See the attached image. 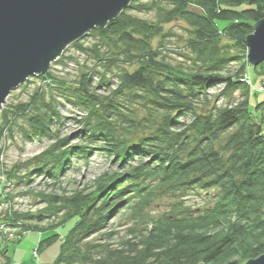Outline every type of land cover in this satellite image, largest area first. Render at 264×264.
Masks as SVG:
<instances>
[{"label":"trees","instance_id":"trees-1","mask_svg":"<svg viewBox=\"0 0 264 264\" xmlns=\"http://www.w3.org/2000/svg\"><path fill=\"white\" fill-rule=\"evenodd\" d=\"M263 19L264 0H133L104 28L70 44L47 75L35 77L39 85L27 101L0 111V191L22 185L19 194L44 205L13 210L7 194L1 226L21 235L73 221L65 237L55 232L39 242L38 252L61 241L51 264H244L263 255L264 102L250 105L240 82L249 68L246 38ZM171 24L184 33L181 55L193 56L187 67L164 58L174 50L166 47L172 32L164 31ZM70 62L72 80L55 68ZM220 84V96L240 89L242 100L211 103L209 90ZM62 103L72 116L61 115ZM67 121L78 127L75 135H63ZM15 133L49 144L7 168L2 145ZM94 153L110 169L90 188L68 193L63 178L74 160L86 166ZM37 177L51 190H30ZM198 190L211 193L194 208L186 199ZM161 202L166 211L152 216ZM121 209L138 230L129 229L115 248L94 240L117 235L104 231Z\"/></svg>","mask_w":264,"mask_h":264},{"label":"rangeland","instance_id":"rangeland-1","mask_svg":"<svg viewBox=\"0 0 264 264\" xmlns=\"http://www.w3.org/2000/svg\"><path fill=\"white\" fill-rule=\"evenodd\" d=\"M142 18L152 19L151 15L147 14H137ZM165 32H172L171 38L167 40L169 42L166 47L174 50H169L164 54V58L173 64H183V66L187 67L191 64L193 56L187 54V56H183L186 50H182V42L181 38L184 37V33L182 29L178 27V24H171L164 28ZM254 32V31H253ZM178 42V43H177ZM225 44V41H222L220 44V48H222ZM157 45V44H155ZM66 52H71L72 48L67 47ZM64 50V51H65ZM248 52V51H247ZM190 60V61H189ZM247 61V55H246ZM193 62V61H192ZM264 63V62H263ZM193 65V63H192ZM248 70L246 73V78H248L249 83H245L244 85L250 90V105L252 106L256 104H260L264 102V73L261 76V71L264 72V67L262 65H258L256 67L251 66L248 61ZM51 67V66H50ZM238 65L235 63L229 67L232 71L236 70ZM57 70H60L59 74L65 76L66 79H73L76 76L77 70L74 63H68V66L64 68L55 67ZM249 72V73H248ZM262 79L259 81V78ZM28 82L26 86L25 83ZM39 85L38 80L31 78L25 81L21 86L17 89L13 90L9 97L7 98L5 104L2 109L6 108L9 103H19L27 101L29 95L35 90V88ZM24 86V87H23ZM223 85H217L212 87L209 92L210 95L214 96L211 100V103L223 104L226 102L236 104L237 102L242 100L241 90L238 89L231 94V97L228 99L224 96H220V91L222 90ZM257 88L259 90L258 93H254V89ZM228 104V105H232ZM1 109V110H2ZM60 113L62 116H72V109L70 106L62 105L59 107ZM138 116H144L142 111L136 110ZM264 114V110H263ZM77 126L73 124L72 121H67L66 124L62 128L63 135H75L77 132ZM74 143H78V140H75ZM49 142L47 140L41 139H32L27 140L21 138L19 134H14L10 140L5 141V144L2 145L4 148V164L7 168H11L14 164L27 162L32 157L41 153L47 146ZM1 147V146H0ZM86 166L83 165L82 160H74V166L70 169L66 176L63 178L62 187L66 189L68 193H71L73 190H79L84 188H90L93 182L105 171L109 170V164L105 157L99 153H94L90 157L89 160H86ZM23 172V171H22ZM43 179L41 177L33 178V182L30 183L29 189L33 192H48L51 190L46 183H43ZM49 182V180H47ZM3 179L0 178V185L4 184ZM22 185L19 188L9 187L0 191V212L6 209L8 205L5 204L4 198L8 195L12 197V209L20 212L31 211L32 213L36 210H40L44 207L43 203H40V200L31 193L29 196H24L23 194H19L22 190H25ZM1 190V188H0ZM21 190V191H20ZM59 192V191H57ZM211 192L205 191H195L191 193L187 197V204L194 206V208H199L202 205H205L208 202V197ZM215 192H212V194ZM8 194V195H7ZM167 202L156 203L151 209L152 216H158L162 212L166 211L168 205ZM161 205V206H159ZM2 214V213H0ZM47 224L46 221L42 223V225ZM108 227L104 231L105 234H117L111 237V241L105 240L103 234L94 235V240H100L105 244L111 245V247H116L119 245L121 240L129 238L128 230L134 229L138 230L139 225H134L132 221L127 219L125 210L121 209L119 212L112 216L107 222ZM73 225V221L68 222L64 227L57 228L51 232L40 233L38 231H29L24 232L20 235V233H16L18 231L10 226H1L0 222V264H51L54 259H56L59 254V249L61 245V241L58 240L54 242L52 245L48 247H44L42 250L38 252L39 242L49 237L53 233H58L61 238L65 237L70 227ZM115 232V233H113ZM98 236V237H97ZM245 264V263H244Z\"/></svg>","mask_w":264,"mask_h":264},{"label":"water","instance_id":"water-1","mask_svg":"<svg viewBox=\"0 0 264 264\" xmlns=\"http://www.w3.org/2000/svg\"><path fill=\"white\" fill-rule=\"evenodd\" d=\"M133 0H0V111L25 81L47 75L73 42L104 28ZM247 61L264 62V19L246 38ZM245 264H264V254Z\"/></svg>","mask_w":264,"mask_h":264},{"label":"built area","instance_id":"built-area-1","mask_svg":"<svg viewBox=\"0 0 264 264\" xmlns=\"http://www.w3.org/2000/svg\"><path fill=\"white\" fill-rule=\"evenodd\" d=\"M246 77H247V76L245 75L244 78L240 80V82H242L243 84H245V83L248 84L249 81H248V78H246Z\"/></svg>","mask_w":264,"mask_h":264}]
</instances>
